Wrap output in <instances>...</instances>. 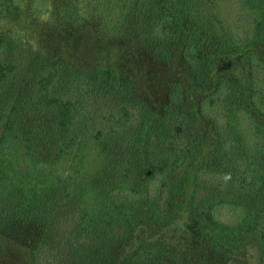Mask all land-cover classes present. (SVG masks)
<instances>
[{
  "label": "trees",
  "instance_id": "obj_1",
  "mask_svg": "<svg viewBox=\"0 0 264 264\" xmlns=\"http://www.w3.org/2000/svg\"><path fill=\"white\" fill-rule=\"evenodd\" d=\"M240 2L241 28L219 0H147L141 28L127 33L142 54L182 66L191 107L180 81L157 109L115 65H81L100 32L62 2L28 78L17 80L13 42L0 33V110L15 96L0 129V219L49 225L50 205L63 199L71 233L83 237L65 240L63 264H221L254 232L264 257V0ZM65 73L113 104L112 123L96 124L78 97L50 94ZM225 211L233 224L219 223ZM48 227L34 237L46 239ZM26 248V264H35L37 247Z\"/></svg>",
  "mask_w": 264,
  "mask_h": 264
},
{
  "label": "rangeland",
  "instance_id": "obj_2",
  "mask_svg": "<svg viewBox=\"0 0 264 264\" xmlns=\"http://www.w3.org/2000/svg\"><path fill=\"white\" fill-rule=\"evenodd\" d=\"M58 2L66 4L69 9H75L77 14L87 18L83 19V23L88 24L91 30L100 32L93 34L92 55L85 61L89 63H81V65L88 66L97 60L115 65L120 72L135 78L141 94L149 96L152 106L157 109L166 102V90L169 83L180 81L183 85L185 103L188 107L194 105L195 93L192 92L194 91L192 83L182 66L178 62L167 65L142 54L135 38L127 35L131 30L141 28L144 19L141 12L147 0H0V33L4 32L5 36L13 42V63L17 67L18 81L28 78L29 69L34 68L31 60L40 48L38 38L42 39L44 28L48 26L46 21L48 22L50 12L56 8ZM8 8H12L15 13L12 19L9 18L10 9ZM218 8L228 22H233L240 28L247 23L248 12L241 5L240 0H219ZM56 14L60 15V13ZM127 36L129 43L123 41V37L127 38ZM120 37L119 42H112ZM222 49L226 48L222 46ZM235 57L238 59V55ZM48 89L51 95L74 100L78 97L82 107L93 113L92 117L96 124L114 121L113 104L107 100L108 103L104 100L100 101V97H96L95 92L90 91L82 80L79 82L68 73L54 77ZM14 97V93L11 92L7 99L9 107L14 102ZM7 104L0 110V129L8 115ZM181 172L182 170L174 171L171 175L174 177ZM62 201L64 200L61 199L50 205L52 208L50 220H46L50 226L33 222V228L24 229L21 223H18L23 220L9 222L1 217L0 264H26L28 257L26 247L32 244L37 247L33 259L35 264H63L67 247L65 240L69 236L75 237V240L83 237L76 235L75 232L71 233L75 225L72 218L73 210L67 203L62 205ZM8 208L5 207V209ZM221 216L219 218L221 225L234 223L235 217L229 216L226 211ZM44 227H48L45 234L50 233L45 237L46 239L43 241L34 237L45 229ZM57 238L61 240L59 244L55 243ZM192 239L193 243H197L195 236H192ZM204 242L205 240L201 239V245L197 244L200 247L199 252L209 256L210 249L205 247ZM240 243L242 252L236 256L232 255L221 264H264L261 239L257 233L246 234Z\"/></svg>",
  "mask_w": 264,
  "mask_h": 264
}]
</instances>
